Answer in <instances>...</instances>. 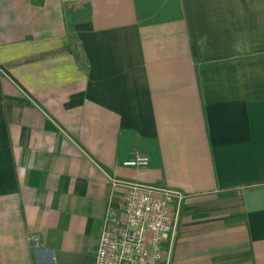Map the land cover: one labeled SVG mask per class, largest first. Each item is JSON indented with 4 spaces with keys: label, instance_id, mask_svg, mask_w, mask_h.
I'll list each match as a JSON object with an SVG mask.
<instances>
[{
    "label": "crops",
    "instance_id": "obj_1",
    "mask_svg": "<svg viewBox=\"0 0 264 264\" xmlns=\"http://www.w3.org/2000/svg\"><path fill=\"white\" fill-rule=\"evenodd\" d=\"M114 178L183 193L166 264H264V0H0V264H93Z\"/></svg>",
    "mask_w": 264,
    "mask_h": 264
},
{
    "label": "built area",
    "instance_id": "obj_2",
    "mask_svg": "<svg viewBox=\"0 0 264 264\" xmlns=\"http://www.w3.org/2000/svg\"><path fill=\"white\" fill-rule=\"evenodd\" d=\"M149 157L136 154L124 165L141 167ZM125 190L119 218L105 220L93 264H166L165 242L173 232L179 204L176 189L135 180L111 179Z\"/></svg>",
    "mask_w": 264,
    "mask_h": 264
},
{
    "label": "rangeland",
    "instance_id": "obj_3",
    "mask_svg": "<svg viewBox=\"0 0 264 264\" xmlns=\"http://www.w3.org/2000/svg\"><path fill=\"white\" fill-rule=\"evenodd\" d=\"M96 254V253H95ZM95 258V257H94ZM91 257L87 253H80L71 258L69 264H89Z\"/></svg>",
    "mask_w": 264,
    "mask_h": 264
}]
</instances>
